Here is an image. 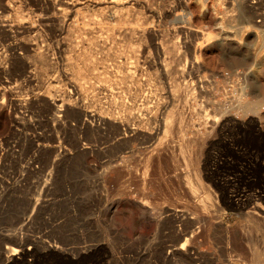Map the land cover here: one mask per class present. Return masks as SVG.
<instances>
[{"label":"rangeland","instance_id":"1","mask_svg":"<svg viewBox=\"0 0 264 264\" xmlns=\"http://www.w3.org/2000/svg\"><path fill=\"white\" fill-rule=\"evenodd\" d=\"M136 4L0 30V264H264V0Z\"/></svg>","mask_w":264,"mask_h":264},{"label":"bare ground","instance_id":"2","mask_svg":"<svg viewBox=\"0 0 264 264\" xmlns=\"http://www.w3.org/2000/svg\"><path fill=\"white\" fill-rule=\"evenodd\" d=\"M28 1V0H27ZM89 1H93V0H84V2H80V0H50L51 2V8L53 10H55L53 13L49 14V10L47 12H39L38 13V10H34L33 12L29 13L26 16H22V15H19L17 10H16V7H19L24 4V0H0V30H4L5 33H9L8 36L10 35V37L14 38L15 41L13 43H10L8 46H7V50L6 51H9V59L10 58H17L20 60L21 62V67H22V70L23 72H26L29 73L26 77H27V80H33L35 78L33 72H32V62L31 60H29V52H32L33 51V58L35 59H44V60H47L48 57V47L49 45L45 46L42 45L41 43L42 42H45L46 39H44L42 37V32H41V28L40 26L42 24H44L45 22L47 21H50V20H54L56 19V21L58 20V26H59V29L62 30L65 29V22H66V19H69L74 12H76L78 9H79V6H81L80 4L81 3H85L86 4L89 2ZM136 1L137 0H97V2L99 4H106L107 7L109 8H112V9H115L116 12H114L112 15H108L106 17H104L103 20H106V22L109 20L110 21H113L117 16L119 17L118 15V11L119 10H123L124 8L126 7H129V6H132L134 3L136 4ZM139 1V0H138ZM37 5V4H36ZM137 5V4H136ZM140 7V6H139ZM143 7V6H142ZM49 8V7H48ZM137 9V8H136ZM142 9V8H141ZM12 10H15V17L12 18V16L10 15V11ZM127 10V9H126ZM51 11V10H50ZM7 13L9 14V17L2 20V17H5L4 15H7ZM25 13V12H24ZM154 13V12H153ZM26 14V13H25ZM109 14V13H108ZM72 19V18H71ZM69 21V20H68ZM72 22V21H71ZM96 23V22H95ZM95 23L92 22L89 27V25L87 24L88 26V29L91 30L90 33H92V30L95 28ZM115 23V22H114ZM98 24V23H97ZM111 24V23H110ZM74 25V24H73ZM108 25V24H107ZM129 25V24H128ZM75 26V25H74ZM101 26V25H100ZM264 26V25H263ZM30 28L32 29V31L34 32V34L32 35V37H26L24 36V29L26 28ZM120 27V26H119ZM70 28V27H68ZM128 28V27H127ZM30 29H29V32H30ZM126 30V29H125ZM134 30L135 29V25H130V28H128V31H126V35H128L129 37H132L134 35ZM72 31V29H71ZM70 31V32H71ZM125 32V31H124ZM138 32V31H136ZM23 34V35H22ZM7 35V34H6ZM88 35V34H87ZM124 35V34H123ZM111 36V35H110ZM211 36V35H210ZM209 36V38H210ZM11 38V39H12ZM203 38V37H202ZM4 40V39H3ZM68 41V39H67ZM71 42V41H70ZM191 42V41H190ZM49 43V42H48ZM202 43L203 42H197L196 44H193L192 46V52H199L201 51L202 49ZM70 45V44H69ZM192 45V44H191ZM81 46V45H80ZM108 46V45H107ZM105 47V46H103ZM4 49V48H3ZM90 49V48H89ZM110 49V48H108ZM86 50V49H85ZM190 50V49H189ZM96 52V51H95ZM4 53V52H3ZM2 53V54H3ZM115 53V52H114ZM113 53V55H115ZM194 53V54H195ZM112 54V53H111ZM198 54V53H197ZM5 55V54H4ZM8 55V54H7ZM51 55V54H50ZM196 55V54H195ZM3 56V55H2ZM93 56V54L91 52H86L85 54H83V58L85 60H90V58ZM31 57V56H30ZM16 59V61H17ZM13 60V59H12ZM11 60V61H12ZM43 60V62H44ZM50 60V59H49ZM105 60V59H104ZM115 60V59H114ZM2 61V60H1ZM8 61V60H7ZM14 61V63L16 62ZM103 61V60H102ZM13 62V61H12ZM47 62V61H46ZM101 61H96V64H99ZM115 62V61H114ZM10 63V62H9ZM17 63V62H16ZM37 63V61H36ZM105 63V62H104ZM7 64V63H5ZM11 64V63H10ZM20 64V63H19ZM18 64V65H19ZM41 64V63H40ZM9 65V64H8ZM12 65V64H11ZM16 65V64H14ZM116 65V64H115ZM6 66V65H5ZM17 66V65H16ZM20 66V65H19ZM109 66V65H108ZM9 66H7L8 68ZM20 67V68H21ZM46 67V66H44ZM51 67V66H50ZM1 68V67H0ZM47 68V67H46ZM107 68V67H106ZM4 71V69H2ZM43 71V70H42ZM130 71V70H129ZM128 72V71H127ZM22 73V72H21ZM25 74V73H24ZM128 74V73H127ZM37 76V75H36ZM128 76V75H127ZM133 80V79H132ZM42 81V80H41ZM131 81V80H130ZM18 82V81H17ZM4 84V83H3ZM13 84L12 82H10V85ZM13 86V85H12ZM17 87L21 88L23 87V84L20 83H17L16 84ZM22 89V88H21ZM13 90V89H12ZM76 90H77V87H76ZM80 90H77V92H79ZM48 94V93H47ZM39 95V94H38ZM37 95V97H38ZM68 95V94H67ZM42 96V95H41ZM43 97V96H42ZM20 99V98H19ZM29 101V100H28ZM64 101V100H63ZM14 102V101H13ZM18 102V101H16ZM45 103V102H44ZM65 103V102H64ZM72 103V102H71ZM18 104V103H17ZM34 104V103H33ZM17 106V105H16ZM21 106V105H20ZM18 106V107H20ZM50 106V105H49ZM59 106V105H58ZM62 106V105H61ZM59 106V107H61ZM65 106V105H64ZM62 106V107H64ZM70 106V105H69ZM126 107V106H125ZM15 108V107H14ZM16 109V108H15ZM19 109V108H18ZM61 109V108H60ZM68 109V108H67ZM71 110V109H70ZM64 112V111H63ZM80 112V111H79ZM82 113V112H81ZM22 118V117H21ZM213 128V127H212ZM126 129V128H125ZM208 130V129H207ZM127 133V132H126ZM207 133V132H206ZM205 133V134H206ZM133 136V135H132ZM1 159V158H0ZM224 232V231H223ZM230 233V232H229ZM236 234V233H235ZM232 234H230L231 236ZM236 236V235H235ZM232 239V237H230ZM236 238V237H235ZM230 239V240H231ZM233 240V239H232ZM234 244V243H233ZM22 248V247H20ZM88 248V247H87ZM86 248V249H87ZM241 248V247H240ZM9 250V249H8ZM10 251V250H9ZM15 251V250H14ZM21 251V250H19ZM24 251V250H23ZM8 253V251H7ZM6 253V254H7ZM13 253V252H12ZM23 253V252H22ZM14 254V253H13ZM175 254V253H174ZM190 254V253H189ZM18 255V254H17ZM20 255V254H19ZM18 255V256H19ZM9 256V255H8ZM190 257V256H189ZM10 258V257H9ZM13 259V257H12ZM233 259V258H232ZM203 263V262H202ZM238 264V263H237Z\"/></svg>","mask_w":264,"mask_h":264}]
</instances>
